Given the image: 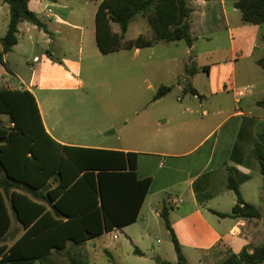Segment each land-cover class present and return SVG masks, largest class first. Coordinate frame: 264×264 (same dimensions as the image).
Wrapping results in <instances>:
<instances>
[{
    "label": "crops",
    "instance_id": "obj_1",
    "mask_svg": "<svg viewBox=\"0 0 264 264\" xmlns=\"http://www.w3.org/2000/svg\"><path fill=\"white\" fill-rule=\"evenodd\" d=\"M186 2L191 9L190 34L193 38L192 46H188L189 52L195 50L194 44L199 40L211 39L226 29L230 40L228 54L224 59L209 65L200 67L195 65L196 71L191 70V74L185 71L182 73L181 77H186L196 90L197 94L191 95L197 101L188 99V106L181 109L171 106L167 108L162 118L156 119L163 121L155 131L162 136L160 138L162 146L157 145V151L112 146L105 144L107 141H98L94 138L83 137V142L74 139L71 134L59 132L54 123L50 121L46 123L48 112L41 109L35 98L44 129L57 143L137 153V177L139 179L149 177L152 180L134 223L104 232L82 245L67 242L63 250L52 251L55 264H87L85 246L89 242H101L104 236L109 240L102 241L99 248L107 255L112 251L123 256V250L128 246V251L134 256L152 261L155 259V264H160L156 262L157 258L176 264V254L174 250L171 253V247H167L165 252L159 250L148 255L139 248L141 243L150 238V219L156 220L161 217L160 213L165 207L168 208L171 229L189 264H213L214 260L220 262L228 253L237 254L243 248H248L251 252L264 241L262 220L221 218L214 213L229 214L235 204V195L227 188L230 169L239 183L243 200L257 207L264 216V176L260 173L262 157L264 161V106L261 104L264 101V74L256 63L260 58H264V43L259 39L264 27L260 29L256 25L243 24L239 11L233 5L234 0H186ZM28 8L37 15L47 31L23 22L18 27L17 37L23 30L31 33L32 29H37L42 38H47L44 39L47 43H52L51 36L55 33L61 36V29L82 31V28L71 20L75 10L63 0H30ZM8 16L9 6L0 0V39L6 33ZM20 47L21 42L18 39L17 45L4 56L10 72L0 66V85L6 82L13 84V79H16L21 85L18 88L27 89L34 95L33 86L44 88L42 85L52 80L53 76L68 77L69 70H65L63 66L76 71V75L79 73L75 70L76 65L73 61L63 56L62 66L60 60L46 51V56L40 58L38 66H32L30 84L26 85L16 72V66L11 65L8 60V55ZM221 50V46H218L206 54ZM190 57L193 62L198 56L190 54ZM245 85H251L253 90L236 103L231 87ZM166 97L167 94L155 102H160ZM176 100L182 103L185 98L177 97ZM192 107L202 110L198 112L196 109L193 112L190 110ZM225 126L226 130L216 136ZM150 158L154 161L159 159V170L165 167L159 176L147 168ZM161 159L163 163L160 162ZM249 186H253L251 193L254 192V198L246 194L249 192ZM7 205L10 207L8 201ZM132 212V208L127 209L123 217L128 218ZM11 220L10 233L4 240L6 244L14 220L21 227L12 212ZM137 224H140L139 227L133 229ZM117 232L121 238H125L124 241L120 240ZM22 233L21 227V235ZM155 254L157 256H154ZM65 259L70 263H66Z\"/></svg>",
    "mask_w": 264,
    "mask_h": 264
},
{
    "label": "trees",
    "instance_id": "obj_2",
    "mask_svg": "<svg viewBox=\"0 0 264 264\" xmlns=\"http://www.w3.org/2000/svg\"><path fill=\"white\" fill-rule=\"evenodd\" d=\"M29 1L2 0L9 6V16L6 33L0 39V66L7 72L4 56L18 43L19 25L28 22L47 31L29 10ZM233 5L243 24L264 27V0H234ZM190 15L186 0H102L94 18L96 46L104 55L149 48L161 42L184 41L191 47ZM138 16L146 19L154 38L139 35L125 41L129 24ZM113 25L118 26V32ZM259 39L264 43V30ZM256 63L264 74V58ZM191 70L196 71L194 67L185 69L187 74ZM184 88L185 92L197 94L190 83ZM170 90L168 86L160 87L153 101ZM261 104L264 106V101ZM0 116L8 119V126H0V264H55L52 251L63 250L67 242L82 245L136 221L152 182L149 177H137V153L57 143L46 133L36 99L27 89L0 87ZM260 173L264 176L263 157ZM238 184L229 169L227 188L235 195V204L229 214L214 213L221 218L264 223L260 210L243 200ZM131 208L133 212L124 218L125 211ZM11 212L23 233L8 245L4 240L10 233ZM167 214L165 207L160 216L169 231L176 264H189ZM156 262L172 264L160 258ZM262 263L264 241L251 252L243 248L237 254L228 253L217 264Z\"/></svg>",
    "mask_w": 264,
    "mask_h": 264
},
{
    "label": "rangeland",
    "instance_id": "obj_3",
    "mask_svg": "<svg viewBox=\"0 0 264 264\" xmlns=\"http://www.w3.org/2000/svg\"><path fill=\"white\" fill-rule=\"evenodd\" d=\"M63 1L75 10L71 20L78 24L82 31L61 29V36L55 33L51 36L52 43H47V38H42L39 30L32 29L31 33L23 30L18 36L21 47L8 55L9 63L16 66V72L26 85L30 84L32 66H38L40 58L46 56V51L60 60L62 66L63 56L75 63L78 75L70 67L63 66L65 70H69L68 77L53 76L52 80L42 85L44 88L37 85L32 87L41 109L48 112L46 123H54L59 132L71 134L72 138L80 141L87 137L107 141L105 144L112 146L157 151L156 146H162V136L155 131L163 121L156 119L162 118L171 106L181 109L188 106V99L197 101L188 91L185 92L184 87L189 82L186 77H181L182 73L195 65L200 67L224 59L229 48L228 32L223 29L211 39L199 40L194 44L195 50L192 53L184 41H179L161 42L137 52L131 49L104 55L96 46L94 22L97 7L102 0ZM29 27L32 28L31 25ZM113 30L118 32V26L113 25ZM139 35L148 39L154 38L146 19L138 16L129 24L125 41L135 39ZM218 46L222 48L220 52L206 54ZM190 54H197L198 57L192 62ZM12 82L13 84L2 83L0 87L17 89L21 86L16 79ZM162 86L170 87V92L164 100L153 101ZM177 97L185 98V101L177 102ZM230 103L228 104L232 106V101ZM196 109L192 107L190 110L195 112ZM197 110L200 112L202 109ZM0 126H8L7 117L0 116ZM224 130L226 126L216 136ZM153 161L150 158L147 168L159 176L165 167L159 170V159ZM160 162L163 163V159ZM252 187L249 186V192L246 194L254 198ZM139 225L133 226V229ZM118 233L116 234L119 235ZM149 233L150 238L139 245L143 252L147 255L159 250L165 252L167 247H171V253L174 252L161 217L150 219ZM20 235L21 227L14 220L11 235L7 237L8 245ZM119 238L125 239L120 235ZM108 240L105 236L102 238V241ZM101 242H89L85 246L87 264H155V259L152 261L134 256L128 251V246L123 250V256L112 251L107 255L99 248ZM218 261L214 260L213 264ZM65 262L70 263L68 259H65Z\"/></svg>",
    "mask_w": 264,
    "mask_h": 264
},
{
    "label": "built area",
    "instance_id": "obj_4",
    "mask_svg": "<svg viewBox=\"0 0 264 264\" xmlns=\"http://www.w3.org/2000/svg\"><path fill=\"white\" fill-rule=\"evenodd\" d=\"M8 83V82H6ZM5 84V83H4ZM11 89V88H9ZM253 90V87L251 85H245V86H232L231 91L234 93L235 101L238 103L239 99L245 97L246 95L250 94Z\"/></svg>",
    "mask_w": 264,
    "mask_h": 264
}]
</instances>
